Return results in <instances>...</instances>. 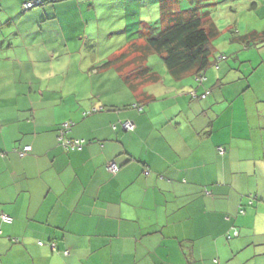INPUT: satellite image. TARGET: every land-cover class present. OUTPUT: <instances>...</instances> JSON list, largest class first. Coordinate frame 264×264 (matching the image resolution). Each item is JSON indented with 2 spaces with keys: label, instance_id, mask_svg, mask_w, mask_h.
Listing matches in <instances>:
<instances>
[{
  "label": "crops",
  "instance_id": "1",
  "mask_svg": "<svg viewBox=\"0 0 264 264\" xmlns=\"http://www.w3.org/2000/svg\"><path fill=\"white\" fill-rule=\"evenodd\" d=\"M25 1L0 0V214L13 217L0 221V264H264V46L238 49L240 81L220 63L191 99L159 56L143 61L155 79L140 78L126 50L107 49L112 0ZM118 1L119 34L159 18L155 4ZM210 8L217 25L225 10L223 32L264 31V0ZM65 121L81 150L57 145Z\"/></svg>",
  "mask_w": 264,
  "mask_h": 264
},
{
  "label": "trees",
  "instance_id": "2",
  "mask_svg": "<svg viewBox=\"0 0 264 264\" xmlns=\"http://www.w3.org/2000/svg\"><path fill=\"white\" fill-rule=\"evenodd\" d=\"M95 1L101 2V0ZM188 1L191 4L190 8L188 7L183 9L179 8L180 0H145L144 3L140 1V8L144 4L147 5L151 3L158 7L160 15L156 22L154 21V23L151 24L140 23V27L138 26L136 31L131 34L130 30L132 29L130 26V30L123 34L118 33V27H114L108 32L111 37L113 35H123V42L118 44L115 48H112L126 50V53L119 56V58H132V61L135 63L133 68L135 70L134 73L140 72V78L147 75V78L152 77L155 79L156 76H153L151 69L143 63L147 56L153 53L159 56L166 72L173 80H182L188 83L191 87L188 91V95L191 99H203L209 92L208 89L204 88L209 87L210 80L212 79L216 82V80L221 78L219 76L224 75V73L218 75V72L216 71L217 68H220V63H224L227 66L226 71L230 73L233 72L234 83L240 81L239 63L235 57L240 51L238 49L264 46V31L261 33H240L237 28H234L233 26H226L223 39L227 42V49H216L215 46H213L212 41L218 38L221 29L225 28L223 26H218L209 17V7L211 6L210 9H212L216 0ZM42 3V0H38V3L32 7L40 6ZM99 6L104 9L103 4ZM125 9L126 7L123 6L121 9L123 11L122 13L115 12L113 14L114 24L118 23L117 20H120V17H126L124 13ZM102 11L103 10H101V12ZM128 25H131V23ZM122 28L126 29V27ZM134 33H138V35L135 36ZM91 46L94 47V44ZM103 64H108V61ZM138 77L139 75H135L131 78V80H136ZM198 89H204V92L200 93ZM209 89H211V87ZM71 126V121H65L58 126L56 134L57 145L68 151L81 150L86 141L81 138L69 137L68 134L71 130ZM24 147L22 150L18 151V155L21 157L31 151V149L25 151ZM216 152L218 154H223V147L217 146ZM117 167L119 170L118 165ZM144 173H148V170ZM252 203L253 197L247 195L246 204ZM243 207L238 209L239 213L244 211ZM2 215L6 214H0L1 222L6 224L12 223L13 217L11 215H6L11 218L10 222L3 221L1 219ZM234 231L237 232L235 235L233 233ZM237 236L238 231L233 228L232 232L227 235L226 239L228 240ZM12 241L16 242L15 239H12ZM39 244L42 245L43 242H39ZM48 244L50 246H54V243L51 241L48 242ZM212 264L218 263L213 259Z\"/></svg>",
  "mask_w": 264,
  "mask_h": 264
},
{
  "label": "rangeland",
  "instance_id": "3",
  "mask_svg": "<svg viewBox=\"0 0 264 264\" xmlns=\"http://www.w3.org/2000/svg\"><path fill=\"white\" fill-rule=\"evenodd\" d=\"M186 1V0H185ZM114 5H115V3L118 5V11H120L121 9L119 8V5H124L123 4V2L122 1H118V0H116V2H115V0H112L111 1ZM186 3L188 4V2L186 1ZM125 4L126 5H128V4H132V1L131 0H129V1H126L125 0ZM149 7V6H148ZM148 7L147 8H145V11H147V10H149L148 9ZM190 8V7H189ZM120 9V10H119ZM100 10H103L101 7H99L98 9H97V11H100ZM127 10V8L125 9V11ZM97 11H90V12H88V14L89 15H94ZM118 13H121V12H118ZM225 10H223V12L221 11V12H219V14H218V12H217V9L213 12V15L215 16V21L220 25V26H222V25H224L225 24ZM121 16V15H120ZM153 16V15H152ZM126 19H125V16L122 18V17H120V20H117V22L118 23H115L114 25H115V27L118 25V24H120L121 22H124ZM131 20H133L132 21V23L133 24H131L130 25V27L132 28V30L134 31H136V29H137V27L135 26V22H138L139 20L138 19H131ZM128 23H130L129 21H127ZM124 24V23H123ZM218 25V26H219ZM241 26H244L243 24L241 25ZM116 29V28H115ZM135 34V36H137L138 35V33H134ZM129 36H132V35H129ZM224 32L222 31V29H221V32H220V34H219V36H218V38H216V39H214L213 41H212V43H213V46H215V48L216 49H219V50H224L225 48L227 49V45H226V41H224ZM123 35H113L112 37H111V39L110 40H107L106 42H107V45H106V47H107V49H109V48H115L118 44H120V43H122L123 42ZM97 41V48H96V50H100L99 49V44L101 43V42H103L104 43V40L103 39H97L96 40ZM101 51H103L102 49H101ZM55 59H56V57H55ZM54 59V62H53V65L52 66H59L60 65V62L61 61H64V62H68V60H69V58L68 57H63V59L62 60H60L59 61V59L58 60H55ZM150 60H154V57H152L151 56V58H150ZM107 60L106 59H104L102 62H106ZM129 63V62H128ZM130 65L132 66V65H135V64H133V62L132 63H130ZM129 66V65H128ZM130 66V67H131ZM116 93V92H115ZM116 96L117 97H119V99L121 100V99H125L126 97H129V95L123 90V89H119V91H118V93H116Z\"/></svg>",
  "mask_w": 264,
  "mask_h": 264
},
{
  "label": "built area",
  "instance_id": "4",
  "mask_svg": "<svg viewBox=\"0 0 264 264\" xmlns=\"http://www.w3.org/2000/svg\"><path fill=\"white\" fill-rule=\"evenodd\" d=\"M36 3H38V0H29V1H25V2L22 3V8H23V9H28V8L32 7L33 5H35ZM122 125H123V127H124L125 129H127V130L132 128V126H131L129 123H123ZM30 149H31L30 146H25V147H24V150H25V151H28V150H30ZM105 168H106V170H107L108 172H110V173H112V174L116 173L117 170H118L117 165L114 164L113 162H109V163L105 166ZM1 219H2L3 221H5V222H10V221H11V218H10L9 216H6V215H2V216H1ZM235 234H236V233H235ZM52 246H53V245H52Z\"/></svg>",
  "mask_w": 264,
  "mask_h": 264
}]
</instances>
